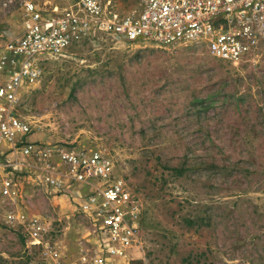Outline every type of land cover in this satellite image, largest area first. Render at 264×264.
Listing matches in <instances>:
<instances>
[{
    "label": "rangeland",
    "instance_id": "obj_1",
    "mask_svg": "<svg viewBox=\"0 0 264 264\" xmlns=\"http://www.w3.org/2000/svg\"><path fill=\"white\" fill-rule=\"evenodd\" d=\"M22 1L0 12L5 36L22 32ZM33 1L45 14L66 6ZM115 9L140 11V0H115ZM18 111L34 127L32 142L111 160L140 211L130 264H264V54L232 64L195 44L97 36L45 60ZM19 188L21 198L1 201V213L47 219L48 239L67 260L81 242L92 249L75 203L27 176ZM2 216L0 264H26L36 248Z\"/></svg>",
    "mask_w": 264,
    "mask_h": 264
},
{
    "label": "built area",
    "instance_id": "obj_2",
    "mask_svg": "<svg viewBox=\"0 0 264 264\" xmlns=\"http://www.w3.org/2000/svg\"><path fill=\"white\" fill-rule=\"evenodd\" d=\"M57 1L66 6L45 14L23 0L22 32L0 33V215L22 229L27 248H36L26 264H130L138 243L137 200L107 156L32 142L34 127L18 111L22 90L40 77L45 60L66 57L97 36L158 47L195 44L219 61L256 63L264 54V0H140V11L126 15L116 11L115 0ZM9 3L0 0V12ZM23 176L75 203L90 224L92 249L81 242L76 258L67 260L48 239L47 219L1 213L2 202L21 198Z\"/></svg>",
    "mask_w": 264,
    "mask_h": 264
},
{
    "label": "crops",
    "instance_id": "obj_3",
    "mask_svg": "<svg viewBox=\"0 0 264 264\" xmlns=\"http://www.w3.org/2000/svg\"><path fill=\"white\" fill-rule=\"evenodd\" d=\"M83 191H85V192H86V191H87V189H85V188H84V190H83Z\"/></svg>",
    "mask_w": 264,
    "mask_h": 264
}]
</instances>
